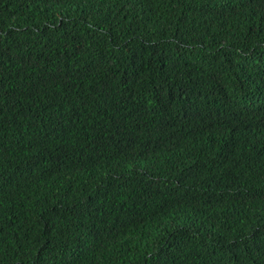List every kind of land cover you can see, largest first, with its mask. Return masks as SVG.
Returning a JSON list of instances; mask_svg holds the SVG:
<instances>
[{"label": "trees", "instance_id": "1", "mask_svg": "<svg viewBox=\"0 0 264 264\" xmlns=\"http://www.w3.org/2000/svg\"><path fill=\"white\" fill-rule=\"evenodd\" d=\"M0 264H264V0H0Z\"/></svg>", "mask_w": 264, "mask_h": 264}]
</instances>
